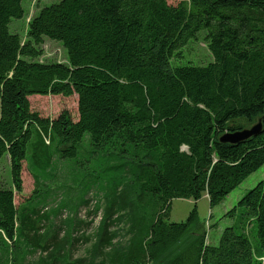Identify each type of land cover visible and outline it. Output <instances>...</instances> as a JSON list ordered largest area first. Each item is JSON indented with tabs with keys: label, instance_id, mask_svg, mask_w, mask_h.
I'll return each mask as SVG.
<instances>
[{
	"label": "trees",
	"instance_id": "16d2710c",
	"mask_svg": "<svg viewBox=\"0 0 264 264\" xmlns=\"http://www.w3.org/2000/svg\"><path fill=\"white\" fill-rule=\"evenodd\" d=\"M24 16L23 0H0V160L9 157L12 176V187L0 185L7 264L37 253L46 257L39 264H264V179L227 213L233 224L218 244L193 231L199 200L217 207L264 166V0H61L40 9L23 38L10 25ZM203 31L213 61L173 64ZM46 39L63 46L65 63L39 62ZM35 95L78 96V119L67 111L42 117L31 108ZM260 119L261 135L220 142ZM85 141L90 158L108 163L105 177L91 173L85 195L103 191L105 206L96 205L103 212L93 254L73 261L58 241L62 228L39 208L41 191L19 206L16 195L25 162L36 184L46 183L55 155L75 158ZM179 199L195 205L184 222H171ZM126 217L131 237L120 245L115 228Z\"/></svg>",
	"mask_w": 264,
	"mask_h": 264
},
{
	"label": "rangeland",
	"instance_id": "374dc122",
	"mask_svg": "<svg viewBox=\"0 0 264 264\" xmlns=\"http://www.w3.org/2000/svg\"><path fill=\"white\" fill-rule=\"evenodd\" d=\"M61 0H35L34 2L23 0L25 16L23 19H15L10 25L11 31L25 37L28 22L38 13V11L46 6L59 3ZM180 0H167L170 5H177ZM205 32L199 34V40H192L187 47L182 50L183 59L181 62L174 60L173 64L185 65V63L196 66H206L213 61V57L206 47L203 40ZM44 55L39 58L41 63H65L67 60L66 51L60 43L46 39L43 45ZM31 108L34 112L39 113L42 117L55 119L63 112H69L73 119H78V96H41L35 95L29 98ZM89 147L87 142H83V147L79 149V153L75 158H60L55 155L53 164L55 167V175L52 180L46 183L36 184L34 176L28 169L27 162L24 163L22 172L23 193L16 195L17 206L23 204L36 191H41V199L38 200L41 211L50 214L51 224L53 228L63 230L58 241L64 240L70 256L74 260L89 259L93 254L92 246L95 242V235L99 227L100 219L105 202L104 192L98 191L96 188L91 189L85 195V185L89 182L91 173L106 176L108 163L103 159L96 161L89 157ZM52 164V165H53ZM110 173V172H109ZM112 173V171H111ZM264 179V166L248 179H246L239 187L233 190L227 198L217 207L211 208L207 196H204L197 202L200 222L193 231L206 235L208 244L216 245L223 230L232 225L233 221L227 217V213L238 205V202L260 181ZM43 180V179H42ZM41 180V181H42ZM46 180V179H44ZM0 185L2 187H12L11 165L8 156H4L0 160ZM37 192V194L39 193ZM83 201H89L87 205H82ZM100 202L101 210L96 214V205ZM195 202L192 200L179 199L175 200L172 205L170 214L171 222H184ZM59 211V212H57ZM57 212V213H56ZM85 222V223H80ZM51 224H43L47 231L52 229ZM129 220L127 217L116 226L118 233L117 244H128L130 237ZM58 227V228H57ZM73 240L79 242L73 245ZM22 256H19L21 262ZM46 258L41 253L31 255L26 258L24 264H39V261ZM5 264L11 262V257H4L0 253L1 261Z\"/></svg>",
	"mask_w": 264,
	"mask_h": 264
},
{
	"label": "water",
	"instance_id": "95a60500",
	"mask_svg": "<svg viewBox=\"0 0 264 264\" xmlns=\"http://www.w3.org/2000/svg\"><path fill=\"white\" fill-rule=\"evenodd\" d=\"M263 133V120L260 119L257 124L237 132L224 134L220 142L225 144H239L250 138L257 137Z\"/></svg>",
	"mask_w": 264,
	"mask_h": 264
}]
</instances>
